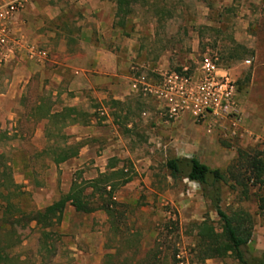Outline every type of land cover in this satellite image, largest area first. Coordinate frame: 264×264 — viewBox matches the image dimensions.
I'll use <instances>...</instances> for the list:
<instances>
[{"label": "rangeland", "instance_id": "1", "mask_svg": "<svg viewBox=\"0 0 264 264\" xmlns=\"http://www.w3.org/2000/svg\"><path fill=\"white\" fill-rule=\"evenodd\" d=\"M128 1V10L117 14L115 0H22L12 14L11 20L14 15L25 23V9L40 10L42 29L54 31L60 41L63 32L80 33L76 22L83 23L89 28L84 37L102 42L115 55V84L126 85L129 95L122 102L89 103L78 123L60 117L45 123L35 111L30 121L25 115V26L20 31L9 26L0 92L10 88L12 78L20 84L14 97L0 96V154L15 184L8 186L10 201L19 211L9 209L10 225L0 221V264H239L228 254L219 257L197 247L196 225L208 218L219 231L217 216L195 182L171 179L163 163L194 156L224 171L237 151L264 161V95L254 98V111L247 98L252 72L251 84H264V0ZM203 54L215 58L234 80V128L225 121L207 132L206 123L189 115L169 119L160 101L131 88L138 76L152 84L166 70L184 66L192 71ZM62 150L76 154L54 163ZM110 163L133 175L114 194L116 220L109 222L99 209L79 213L66 204L60 223L45 228L41 240L30 212L57 199L73 178H93ZM227 180L220 184V207L250 215L243 252L248 264H256L264 250V218L256 208L262 187L251 179L244 186L230 176Z\"/></svg>", "mask_w": 264, "mask_h": 264}, {"label": "trees", "instance_id": "2", "mask_svg": "<svg viewBox=\"0 0 264 264\" xmlns=\"http://www.w3.org/2000/svg\"><path fill=\"white\" fill-rule=\"evenodd\" d=\"M128 2V0H115L116 13L126 12ZM35 112L39 113L38 119H44L47 123L56 117L65 120V118H69L70 114L74 115L71 118V121H74L75 116L81 114L72 107H63L60 111L49 113L43 105L37 106ZM75 154L76 150L70 152L62 150L53 158V162H62ZM163 166L171 179L186 178L195 182L199 186L202 197L208 201L210 208L217 216L219 231L209 223L208 218L196 225L197 247L201 248L203 252H212L219 257L228 254L239 264H248L243 247L251 234V217L241 209L226 212L220 207V184H226L227 177L230 176L235 184L244 186V181L251 179L253 184L262 187V191L256 197V208L258 214L264 218V161L259 156L237 151L234 162L224 171L210 168L194 156L168 158L164 161ZM132 176V172L125 170L123 166L110 163L104 171L97 173L93 178H73L65 193L43 208L30 212V220H34L35 225L40 228L41 240L45 235V228L60 223L66 204L72 206L73 210L79 213H89L96 209L102 210L109 218V222L113 223L116 220L114 219L115 210L119 206V203L114 200V193L120 186L130 181ZM9 185L15 186L8 175V166L2 161L0 154V200L3 202L2 205L0 204V221L5 225L11 224L9 209L19 211L10 201ZM229 186L232 187V184ZM6 214H8L7 218ZM256 264H264V250Z\"/></svg>", "mask_w": 264, "mask_h": 264}, {"label": "crops", "instance_id": "3", "mask_svg": "<svg viewBox=\"0 0 264 264\" xmlns=\"http://www.w3.org/2000/svg\"><path fill=\"white\" fill-rule=\"evenodd\" d=\"M40 12L34 7L25 9V23L17 22V17L14 15L10 23L12 27H18L16 30L19 31L20 25L25 26L23 35H25L26 118L31 121L35 108L43 105L46 99L48 100L46 108L49 113L60 111L63 107H72L82 115L91 102L106 103L111 98L124 101L129 92L126 85L115 84L118 66L115 55L102 42L84 37L83 33L89 28H85L83 23L76 22V29L78 31L79 28L80 33L63 32L61 37L64 39L58 40L57 33L42 29L44 18L39 15ZM98 25L100 24L96 22V28ZM29 47L42 53L40 60L34 61L27 56L26 51ZM252 73L247 87L249 91L247 98L251 104V110L254 111L252 107L254 98L264 95V84L257 87L252 85L254 76ZM18 83L20 84L18 78H12L10 88L6 92H0V96L14 97L18 90V87L16 88ZM33 83L36 90L32 89ZM73 116L70 114L65 123L68 121L78 123V115L75 116L74 121H71ZM38 120L47 123L44 119Z\"/></svg>", "mask_w": 264, "mask_h": 264}, {"label": "built area", "instance_id": "4", "mask_svg": "<svg viewBox=\"0 0 264 264\" xmlns=\"http://www.w3.org/2000/svg\"><path fill=\"white\" fill-rule=\"evenodd\" d=\"M21 1L10 0L0 5V61H4L7 52H10L7 32L13 12L22 6ZM26 54L34 61L40 60L42 55L32 47L27 48ZM131 88L136 92L148 93L160 101L167 118L189 115L196 121L206 123L207 132L216 123L226 121L233 128L237 124L234 80L208 54L200 57L192 71L184 66L178 71L166 70L159 73V80L152 84L146 82L143 76H138L131 83Z\"/></svg>", "mask_w": 264, "mask_h": 264}]
</instances>
